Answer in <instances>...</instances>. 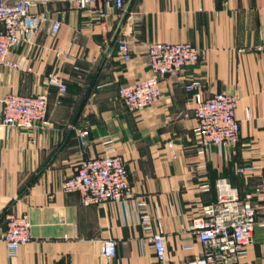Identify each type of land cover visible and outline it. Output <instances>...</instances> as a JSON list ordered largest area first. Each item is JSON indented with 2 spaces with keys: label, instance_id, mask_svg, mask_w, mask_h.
<instances>
[{
  "label": "crops",
  "instance_id": "obj_1",
  "mask_svg": "<svg viewBox=\"0 0 264 264\" xmlns=\"http://www.w3.org/2000/svg\"><path fill=\"white\" fill-rule=\"evenodd\" d=\"M32 11L42 17L39 30L11 53L20 69L0 67V99L44 95L50 124L0 128V264H161L147 241L156 233L165 236L171 264H181L202 256L190 223L217 200L219 179L262 205L256 190L264 188V0H126L125 10L106 21L65 0H37ZM51 19L63 21L55 38ZM121 37L130 62L118 55ZM156 42L191 43L203 58L161 78L157 105L129 111L119 88L150 75L147 52ZM58 48L75 58L57 59ZM51 74L63 79L66 93L47 85ZM189 83L197 85L191 93ZM217 93L238 97L241 141L204 150L194 136L195 98ZM108 148L127 160L130 200L87 206L62 190L81 161ZM10 209L29 216L32 234L12 255L1 238ZM258 222L247 256L234 264H264L262 211ZM109 239L117 243L112 259L102 256Z\"/></svg>",
  "mask_w": 264,
  "mask_h": 264
},
{
  "label": "built area",
  "instance_id": "obj_2",
  "mask_svg": "<svg viewBox=\"0 0 264 264\" xmlns=\"http://www.w3.org/2000/svg\"><path fill=\"white\" fill-rule=\"evenodd\" d=\"M81 10L94 9L98 21L111 18L113 12L126 8V0H65ZM37 0H0V67L20 69L19 62L13 61L14 49L30 44L42 20L33 13ZM93 21L87 26L92 27ZM50 35L55 38L62 29L63 21L50 20ZM118 55L126 62L132 60L129 43L118 39ZM59 60L75 58V54L56 49ZM150 75L143 79L122 85L119 96L127 110L144 111L157 105L162 99L161 78L185 72L187 67L198 65L203 53L191 43H152L147 52ZM47 85L56 87L61 94L66 93L67 85L56 74L47 78ZM191 93L197 89L195 83L185 86ZM239 99L234 94L217 93L209 99L197 94L194 118L197 126L194 136L201 149L212 147H235L241 141V127L236 117ZM0 128L7 132L13 129H37L49 126L48 99L44 95L24 96L8 94L0 99ZM88 132L79 133L82 146L86 145ZM217 200L202 208L194 217L190 229L203 248L202 256L181 264H234L247 256L254 241V231L258 222V212L264 215V188L257 189L262 202L258 206L251 196L242 198L237 189L226 179L216 182ZM65 193H78L83 205H104L126 203L133 197L129 179L128 163L124 156L108 148L106 155L85 159L79 163L74 175L62 184ZM143 206L144 204H139ZM6 230L1 238L9 253L32 240L31 224L27 214H16L5 210L2 215ZM148 223V218L145 219ZM148 243L154 245L156 258L161 264H171L165 249V236L162 233L150 235ZM117 253V243L113 239L104 242L102 256L112 259Z\"/></svg>",
  "mask_w": 264,
  "mask_h": 264
}]
</instances>
